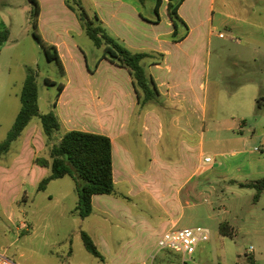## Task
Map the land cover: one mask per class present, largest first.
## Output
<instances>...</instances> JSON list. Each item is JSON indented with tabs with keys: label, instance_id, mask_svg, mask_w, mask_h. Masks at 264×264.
Instances as JSON below:
<instances>
[{
	"label": "rangeland",
	"instance_id": "1",
	"mask_svg": "<svg viewBox=\"0 0 264 264\" xmlns=\"http://www.w3.org/2000/svg\"><path fill=\"white\" fill-rule=\"evenodd\" d=\"M67 1L65 4L64 0H40L41 13L35 17L29 0H0V30L7 28L10 32L9 41L0 53V143L7 139L21 109L20 94L28 67L37 75L42 113L53 111L59 100L58 87L46 85L45 79L58 85L67 82L58 63L48 61L33 36L34 30L49 44L73 41L78 55L65 61L74 82L86 81L87 68L98 67L103 49L94 45L84 29L79 33L77 26L82 23L78 8ZM78 1L93 17L97 7L94 0ZM133 1L138 2L142 15L153 16L156 0ZM245 4L259 12L251 11V19L228 20L236 29L223 25L217 7L214 33L209 36L194 33L188 41L201 48L194 51L176 44L169 48L170 60L179 58L185 64L195 61L207 66L203 162L214 165V170L209 173V179L207 175L196 179L190 194L187 193L190 187L182 193L188 203L182 208L178 226L202 227L210 236L208 241L198 244L192 259L186 256L188 261L183 263L182 253L159 250L156 242L160 233H145V221L155 226L165 214L157 198L149 197L147 203L140 196L128 199L103 195L112 200L106 204V211L97 210L83 219L76 212L78 193L74 179L66 176L54 180L45 191H39L38 186L46 177L38 173L39 169L30 170L25 176L22 172L10 175L0 172L1 253L16 264H140L144 259L150 264L154 261L169 264V260L174 264H264V193L256 202L255 189L242 188L222 178L225 172L238 182L264 177V0H247ZM164 18L159 27L143 33L154 38L159 34L173 41L172 36H167V15ZM178 27L177 37H181L186 29L182 24ZM99 75L112 74L102 68ZM158 111L164 124L161 155L170 157L168 163H176L183 152L182 133L169 125L174 115L171 109ZM34 126L39 128L45 142L48 141L36 118L2 157L0 165H10L24 142L32 139L30 132ZM27 148L29 158L36 148ZM233 152H237L236 156ZM205 157L211 161L206 163ZM146 165V162L138 164L140 169ZM45 170L51 173L50 169ZM160 176L159 184L166 187L169 170ZM129 189L118 186L117 193ZM223 222H229L234 228V236L220 234ZM83 231L92 238L103 260L86 249Z\"/></svg>",
	"mask_w": 264,
	"mask_h": 264
},
{
	"label": "crops",
	"instance_id": "2",
	"mask_svg": "<svg viewBox=\"0 0 264 264\" xmlns=\"http://www.w3.org/2000/svg\"><path fill=\"white\" fill-rule=\"evenodd\" d=\"M94 2L97 4L94 14L98 15L113 36L131 50L164 54L160 61L149 59L144 62L146 71L153 77L160 95L156 100L144 103L143 98H138L129 72L107 60L99 61L95 70H88L86 81L74 82L69 76L65 59L77 57L79 51L76 47V50L74 49L73 41L68 40L53 44L59 50L67 79L53 111L60 118L62 133L81 130L104 134L111 138L116 190L118 186H126L130 188L129 191L120 192L121 195L134 198L140 196L147 203L149 197L159 200L164 207V216L155 226L145 221L143 228L146 234L160 233L158 236L160 238L166 230L179 226V215L184 204L188 203L182 198V193L188 191L187 187H190L187 192L190 194L195 187L192 186L194 181L205 175L208 177L214 170V165L207 166L203 162L204 99L207 91L204 79L207 66L195 61L185 64V61L179 58L170 60L169 48L175 44L185 45L188 50L194 51L201 48L200 45L196 43L191 45L188 41L194 33L206 36L214 33L217 29L215 25L217 7L220 10L218 18L225 27L232 30L236 29V25L228 20L251 19V11L255 14L259 11L246 5L247 0H185L179 9V15L187 23L189 33L183 41L175 43L159 34L154 38L143 33V30L149 31L159 27L167 15L169 27L167 36L172 35L175 27L168 14V0H163L159 10V21L156 20V2L152 6L151 17L142 16L138 2L133 0ZM64 3L66 4V0ZM217 4L219 6H216ZM77 28L79 33L83 31L80 23ZM102 68L109 70L112 75L109 77L99 75ZM161 108L174 112L168 121L169 125L182 133L183 152L176 163H168L167 158L170 157L161 155L160 142L164 136V124L158 111ZM39 131L36 126L32 128L30 132L32 139L24 142L21 152L12 159L10 165H0L1 173L10 175L22 172L25 176L30 170L37 172L39 169L38 173H41V176H48L46 168L34 164L36 154L47 155L46 142ZM27 147L36 148L35 152H30L29 158L26 157ZM236 153L233 152V155L236 156ZM140 162H146V167L140 169L138 166ZM29 163H32L33 167H28ZM166 170L170 172V179L167 186L163 187L159 184V179L161 172L166 173ZM222 175L223 180L229 179V182L233 180L232 177H228L230 174L227 172ZM156 189L158 191H155ZM110 201L103 195H95L92 200L93 213L102 209L105 212L104 208ZM169 262L174 264L171 260ZM140 264L150 263L144 259ZM151 264L161 263L154 261Z\"/></svg>",
	"mask_w": 264,
	"mask_h": 264
},
{
	"label": "trees",
	"instance_id": "3",
	"mask_svg": "<svg viewBox=\"0 0 264 264\" xmlns=\"http://www.w3.org/2000/svg\"><path fill=\"white\" fill-rule=\"evenodd\" d=\"M184 1L168 0V14L175 27L171 36L175 43L183 41L189 33L187 23L179 15V9ZM29 2L34 6L35 17L39 16L41 13L40 0H29ZM67 2L77 6V15L85 33L96 47L103 49L100 61L107 60L113 65L126 69L133 79L138 98H143L144 103L156 100L160 93L153 77L147 73L144 62L149 59L160 61L164 58V54L131 50L120 39L109 32L97 14L91 17L78 0H68ZM162 4L163 0H156L155 12L157 21L160 20L159 10ZM69 7H71L70 4ZM180 24L185 27L186 32L181 37H177L180 34L178 30ZM33 25L36 28V20ZM33 36L42 47L48 61L57 62L61 68L62 75L65 76L66 71L58 48L46 42L36 30H34ZM9 38V30L7 28L1 29L0 53L1 48L9 41ZM88 70L91 71L89 67ZM27 71L28 74L20 94L21 109L7 139L0 143V160L10 152L12 145L22 137L34 119L38 118L42 130L48 138V141H46L47 155L36 156L34 164L51 171L40 182L39 191H45L54 180L71 176L77 184L78 205L76 212L83 219L88 218L93 213L92 200L95 195H115L129 199L126 195L118 194L116 190L111 138L104 134L81 130H70L62 133L59 116L54 111L48 113L40 111L37 75L31 67H28ZM45 83L48 86L58 87V97H60L65 88L64 83L58 85L49 78L45 79ZM54 139L56 140L54 141ZM231 183L238 184L242 188L255 189L254 199L256 202L261 199L264 193V177L244 182L232 180ZM219 232L223 236L232 237L235 231L229 222H223L220 225ZM82 239L86 249L103 260L101 252L85 231L82 232Z\"/></svg>",
	"mask_w": 264,
	"mask_h": 264
},
{
	"label": "built area",
	"instance_id": "4",
	"mask_svg": "<svg viewBox=\"0 0 264 264\" xmlns=\"http://www.w3.org/2000/svg\"><path fill=\"white\" fill-rule=\"evenodd\" d=\"M222 36V35H221ZM210 162V158L205 159ZM210 238L207 231L202 227L170 228L166 230L158 239L157 246L159 250L173 251L184 255L183 263H186L189 256L192 259L196 247L201 242H206ZM0 264H16L10 260L4 253L0 252Z\"/></svg>",
	"mask_w": 264,
	"mask_h": 264
}]
</instances>
